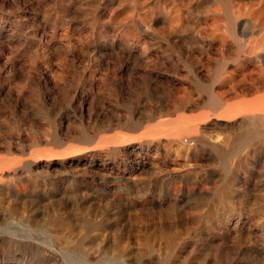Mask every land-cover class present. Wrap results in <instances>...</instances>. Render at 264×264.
<instances>
[{
	"label": "rangeland",
	"instance_id": "1",
	"mask_svg": "<svg viewBox=\"0 0 264 264\" xmlns=\"http://www.w3.org/2000/svg\"><path fill=\"white\" fill-rule=\"evenodd\" d=\"M52 1L0 0V165L8 167L0 193V264H162L175 239L182 253L174 264H220L218 249L221 264H264V254L247 253L264 245V148L248 147L231 159L236 168L247 158L249 168L234 183L231 207L220 208L215 202L226 170L211 149L201 152L195 130L221 146L237 137L242 119L216 115L203 124L210 108L172 109L180 85L192 89L187 76L207 82L216 75L219 54L203 64L199 50L169 57L153 43L142 57L99 52L84 45L90 31L79 16L66 17L74 24L67 39L63 32L51 39L53 30L36 16ZM234 66L229 61L227 68ZM253 98L230 97L227 105ZM131 117L142 128H125ZM159 125L177 138L149 139L146 130ZM80 133L94 139L75 140ZM118 134L136 137L119 154L109 146ZM182 148L191 149L188 156ZM238 212L252 215L251 232L233 228ZM75 243L83 252H71Z\"/></svg>",
	"mask_w": 264,
	"mask_h": 264
},
{
	"label": "bare ground",
	"instance_id": "2",
	"mask_svg": "<svg viewBox=\"0 0 264 264\" xmlns=\"http://www.w3.org/2000/svg\"><path fill=\"white\" fill-rule=\"evenodd\" d=\"M68 16H79L82 18L84 25L90 31V35L85 40L84 45L90 48L93 47L99 52L111 51L117 55L142 57L149 50L150 43H153L158 48L166 47V52L170 53L169 57H173L175 50L179 52L183 50L192 52L199 50L201 52L199 61L203 64V61L206 59L210 60L214 53L219 54L220 69L207 82H202L198 76L186 77L183 75L186 80L191 82L192 89L182 83L180 89L177 90V101L172 109L174 113H178L180 111L195 112L202 106L206 107V109L210 108L213 112L204 114L200 118V122L203 124L209 122L211 117L216 115H218V120L224 119L227 121L241 117L242 120L238 123L241 128L240 133L232 142L227 141L221 146L210 142L207 137L208 134H205L206 130H203L201 134L198 129L195 130V142L200 144V146L198 145L199 147L203 148L201 152L204 153L207 149H211L223 162L227 176L225 180L223 179V189L220 188L221 190L218 191L215 204L220 206V208H230L231 202L229 198L232 195L234 183L240 179V171L242 172V170L249 168L247 158L240 159L236 168H234L235 166L232 167L233 165L230 166L231 159L240 157L242 152H244L243 150L248 147L258 146L259 148H264V5L255 2V0H53L47 8L37 11L36 18L41 22L44 29L53 30L51 34V39H53L60 32L64 33L62 34L63 38L67 37L69 29L74 25L73 22L66 20ZM231 51H234L235 54L233 58L229 59L226 55ZM180 56H182L181 53ZM229 61L235 64L232 70L228 69L230 67L227 68ZM92 75L96 77L94 73ZM85 90L88 89L86 88ZM91 90L92 88H90V92ZM147 90L149 89L147 88ZM147 90L145 91L147 92ZM195 95L204 96L205 99L203 98L204 100L200 102H193ZM248 96H254L253 100L241 105H227V99L230 97L248 98ZM81 103L84 104V100H81ZM142 124L141 122H136L132 117L123 122L124 127L127 129L142 128ZM165 127L169 126L161 127L159 125L155 128H149L146 130V135L152 141L166 138L168 141L173 142L177 138V131L169 130L170 127L168 129ZM91 135L83 133L76 136L75 140L86 141L94 139V136ZM59 140L62 141L57 139V141ZM134 140H136V137L118 134L109 146L112 152L119 154L122 152L120 149L122 146ZM88 143L90 142L88 141ZM136 151L133 148L131 152L135 153ZM179 151L188 156L191 149L182 148ZM197 154L198 151H195L194 157L196 159L199 157ZM6 166L0 165V193L4 192L6 188L2 180V174L8 168ZM213 215V213H210L204 219L207 221L211 220ZM252 220L251 214L239 213V218L234 221L233 228L240 232L249 231V225ZM261 221L259 223L261 229L264 230V219ZM62 224L65 225L64 222ZM225 226L228 227V224H225ZM212 236L214 237L213 234ZM82 243L72 244L71 252L82 250ZM169 243L168 257L162 264H174L173 259L182 253V244L178 240L175 239ZM247 251L248 257H250L251 253L255 257H259L264 254V245L261 247L254 245ZM79 253L81 252L79 251ZM222 255L220 249L215 250L214 256L220 264L225 259Z\"/></svg>",
	"mask_w": 264,
	"mask_h": 264
}]
</instances>
